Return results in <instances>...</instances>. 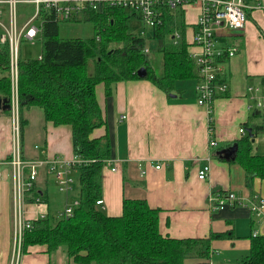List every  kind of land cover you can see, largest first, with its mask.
<instances>
[{"label":"crops","instance_id":"0c3cea01","mask_svg":"<svg viewBox=\"0 0 264 264\" xmlns=\"http://www.w3.org/2000/svg\"><path fill=\"white\" fill-rule=\"evenodd\" d=\"M183 11L186 39L191 43L200 6L187 4ZM247 15L243 28L224 30L217 36L219 46L235 45L239 50L222 63L228 90L225 96L215 98L211 115L198 104L199 76L178 80L171 94L148 79L119 81L110 95L106 94L103 82L96 86L106 124L95 128L91 137L108 133L112 146L108 158L111 163L105 164L102 170L103 204L97 207L107 215L119 216L125 198L145 199L152 208L159 209V230L164 236L183 239L232 233V237L212 239V264L236 263L248 253L253 232L264 235V216H256L245 205L214 211L207 207L209 193L217 190H233L245 197L254 194L264 197V178L255 176L247 180L245 169L235 160L238 142L248 133L244 123L251 117L255 124L264 119V109L256 106L248 91L249 85L264 83V0L251 1ZM131 19L140 18L134 15ZM188 50L197 48L191 44ZM150 63L159 64L162 72L161 53L156 51ZM23 116L27 121L23 130V158L75 159L69 124L46 122L44 110L38 105L24 109ZM210 117L218 140L216 147L209 145ZM12 122L11 111H0V264H84L69 258L63 247L48 252L45 244L30 245L18 254L8 163L14 148ZM241 127L246 129L245 134L240 132ZM259 132L250 136L252 152L264 155V145L256 142ZM207 164L210 172L206 179H200L198 172ZM113 166L116 169H112ZM77 173L75 169V178ZM49 175L46 167L41 168L36 182V189L43 192L44 200L31 202L27 199L35 194H27L23 205L27 219L50 213L48 199L55 200L56 195L46 186ZM76 189L75 179L73 192L63 193L64 201L77 198ZM196 261L188 260L190 264Z\"/></svg>","mask_w":264,"mask_h":264},{"label":"trees","instance_id":"16d2710c","mask_svg":"<svg viewBox=\"0 0 264 264\" xmlns=\"http://www.w3.org/2000/svg\"><path fill=\"white\" fill-rule=\"evenodd\" d=\"M250 4L253 0H245ZM167 17L152 28L151 38L162 54V72L157 73L145 51L147 38L130 29L135 13L123 8L88 11L81 21L93 24L90 37H61L60 21L53 14L42 16L40 36L41 57L30 58L19 54L18 98L20 113V148L23 156V130L26 119L23 111L32 105L41 106L46 122L69 124L72 128L73 151L84 160L77 165L76 195L79 204L71 216L47 213L32 221L25 229L22 251L34 244H45L48 252L63 247L69 258L84 264H212L211 241L232 237L230 232L212 233L203 238H172L159 230V209L152 208L145 199H124L119 216H110L97 207L102 197V170L111 157V140L107 134L93 138L95 128L106 124L99 106L96 86L105 84L110 95L119 81L148 79L168 94L176 90L178 80L199 76L197 66L188 50L184 11L177 15L164 7ZM137 16V15H136ZM45 18V19H43ZM175 29L179 38L175 39ZM223 59V58H222ZM146 67L141 77L138 70ZM264 79V77H263ZM226 93H216L215 98ZM11 98L10 49L0 45V99ZM10 113V109L1 110ZM249 118L246 129L252 127L254 136L264 130ZM250 135L239 140L235 160L247 174L264 178V155L252 152ZM35 195L43 198L36 189ZM31 195V194H30ZM34 202L35 197H28ZM44 200V199H42ZM234 264H264V235H254L246 255Z\"/></svg>","mask_w":264,"mask_h":264},{"label":"built area","instance_id":"2783aa9c","mask_svg":"<svg viewBox=\"0 0 264 264\" xmlns=\"http://www.w3.org/2000/svg\"><path fill=\"white\" fill-rule=\"evenodd\" d=\"M30 4L32 13L21 22L20 8ZM187 4L200 6V13L196 23V30L189 45L197 50L190 51L191 57L197 66L200 83L197 86L198 104L204 106L209 115L212 112V104L216 93H226L228 82L223 77L222 63L238 52L235 45L221 47L218 45L217 36L224 30H238L244 27L247 20V9L250 4L245 0H0V45H8L10 49V78H11V112L13 119V153L8 163L11 166L13 185V199L16 217V242L18 254L22 252L24 231L32 226L31 219L24 217L23 205L27 194H32L38 180L40 170L46 167L52 173L61 191L70 194L74 190V172L77 165L82 163L80 157L73 160L63 158L25 159L20 151V113L18 98V61L21 52L22 40L40 39V24L42 16L54 15L60 22L78 21L88 11H100L102 9L123 8L134 15L139 16L144 25L153 28L162 24L167 17L164 7H170L177 15V9ZM43 18V19H45ZM175 39L179 38V30L175 29ZM146 53L150 51L145 47ZM223 58V59H222ZM250 97L255 99L256 106L264 109V83L248 86ZM209 126V145L216 147L218 140L214 136L212 117ZM242 134L246 133L244 127L240 128ZM1 163V161H0ZM111 159H106L109 165ZM161 165H157L160 167ZM210 165L203 166L199 172L200 179H206L210 172ZM112 169H116L113 166ZM34 203L42 201V197L34 195ZM79 204L78 198L69 201L62 212L65 216L73 214L74 207ZM97 205L103 204V199L96 201ZM236 205L247 206L256 216H264V197L254 194L250 197L239 195L233 190H217L209 193L207 207L210 210H219ZM42 215L41 217H44ZM257 235V232H253Z\"/></svg>","mask_w":264,"mask_h":264},{"label":"rangeland","instance_id":"374dc122","mask_svg":"<svg viewBox=\"0 0 264 264\" xmlns=\"http://www.w3.org/2000/svg\"><path fill=\"white\" fill-rule=\"evenodd\" d=\"M30 4L24 5L20 8V20L21 22H24L28 16L32 13ZM130 29L131 31L145 36L147 38V45L151 49V52L148 54L149 61L152 60L153 56L155 55L157 49L155 46V43L153 39L151 38V32L152 28L149 25H144L141 19L134 20L131 19L130 21ZM143 30V32H142ZM94 33V27L93 24L86 21H67V22H61L60 23V36L61 37H82L87 38L93 35ZM21 54L24 57H30V58H36L41 57L42 55V40L37 39L36 41L32 40H22L20 44ZM154 64V63H153ZM155 71L157 73H160V66L159 64L153 65ZM259 145H264V130H260L257 141ZM76 183H77V178ZM46 186L49 188V191L51 193L55 192V200L54 199H48V202L50 204V213L52 216H58L60 212L65 210V207L68 203V201H64V194L65 192L61 191L58 187V184L56 183V180H54V176L50 175L46 179ZM12 195H13V188H12ZM42 207H44L42 205Z\"/></svg>","mask_w":264,"mask_h":264},{"label":"water","instance_id":"95a60500","mask_svg":"<svg viewBox=\"0 0 264 264\" xmlns=\"http://www.w3.org/2000/svg\"><path fill=\"white\" fill-rule=\"evenodd\" d=\"M148 70L146 67H141L139 70H138V74L143 77L147 74ZM5 109H11V103L9 100H2L0 99V111L1 110H5ZM248 133L250 136H253L254 133H253V128L249 127L247 129Z\"/></svg>","mask_w":264,"mask_h":264}]
</instances>
